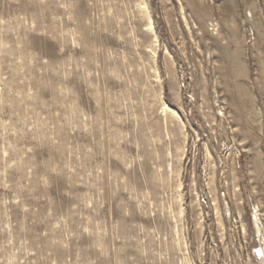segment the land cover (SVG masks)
I'll return each mask as SVG.
<instances>
[{
  "label": "rangeland",
  "instance_id": "1",
  "mask_svg": "<svg viewBox=\"0 0 264 264\" xmlns=\"http://www.w3.org/2000/svg\"><path fill=\"white\" fill-rule=\"evenodd\" d=\"M255 208L264 0H0V264H235Z\"/></svg>",
  "mask_w": 264,
  "mask_h": 264
},
{
  "label": "built area",
  "instance_id": "2",
  "mask_svg": "<svg viewBox=\"0 0 264 264\" xmlns=\"http://www.w3.org/2000/svg\"><path fill=\"white\" fill-rule=\"evenodd\" d=\"M198 201H199L200 206H204L207 208L209 198H208L206 193L203 192L199 196ZM225 217L227 218V220H231V221H233L234 224H236L234 226V229H235L234 231L236 234L233 237H234V240H236L237 238L240 240L239 233H240V231L242 233V227L239 226V223H237V218L235 217V215H233V214L231 215L230 211L226 212ZM259 218L262 219L261 214H260ZM252 221L254 224V212L252 214ZM263 250H264V237L259 236L257 231H256L255 234L252 235V237H251L250 244H248L247 247L245 248L246 255H245L244 260L237 259V260H235V264H242V263L243 264H262V261L264 259Z\"/></svg>",
  "mask_w": 264,
  "mask_h": 264
},
{
  "label": "bare ground",
  "instance_id": "3",
  "mask_svg": "<svg viewBox=\"0 0 264 264\" xmlns=\"http://www.w3.org/2000/svg\"><path fill=\"white\" fill-rule=\"evenodd\" d=\"M144 11H145V13L148 11V8L147 7H144V9H143ZM148 13V12H147ZM151 20V19H150ZM188 25V24H187ZM152 26H153V24L152 23H150V25H149V29L150 30H152ZM149 31V30H148ZM154 51V50H153ZM154 54H155V51H154ZM156 58V57H155ZM163 113L165 114V115H170V117L172 118V119H177L178 117H179V115H178V113L175 111V110H172L171 108H169L168 106H166V104H164L163 105ZM179 120H180V118H179ZM181 195H180V199H181ZM216 212H217V214L219 215V210H218V208L216 207ZM180 215H183V211H182V209H181V211H180ZM263 223L261 222V220H260V218H259V216H258V212H257V208H255V213H254V226H255V229L257 230V233L259 234V236H263L262 235V233H263V225H262ZM222 225V224H221ZM263 253H264V250H263ZM262 264H264V259H263V261H262Z\"/></svg>",
  "mask_w": 264,
  "mask_h": 264
}]
</instances>
